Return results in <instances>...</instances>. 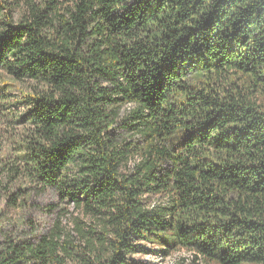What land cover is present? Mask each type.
Segmentation results:
<instances>
[{
    "label": "trees",
    "instance_id": "obj_1",
    "mask_svg": "<svg viewBox=\"0 0 264 264\" xmlns=\"http://www.w3.org/2000/svg\"><path fill=\"white\" fill-rule=\"evenodd\" d=\"M13 12L0 0V92L29 125L0 161V264H135L143 242L264 264V0ZM44 190L94 225L12 233L5 207Z\"/></svg>",
    "mask_w": 264,
    "mask_h": 264
},
{
    "label": "rangeland",
    "instance_id": "obj_2",
    "mask_svg": "<svg viewBox=\"0 0 264 264\" xmlns=\"http://www.w3.org/2000/svg\"><path fill=\"white\" fill-rule=\"evenodd\" d=\"M14 8V19L18 20L20 16L27 11L30 4L36 3L42 5L45 0H5ZM62 8L71 6L72 0H57ZM64 12V10H62ZM1 81H10L4 72ZM26 84L16 83L8 91V99H18L22 92H26ZM3 92H0V161L7 153H12L15 147L14 138L22 135L24 129L28 128V122L23 115L28 110L26 104H18L13 100L12 103H3ZM27 93V92H26ZM259 104L264 107V94L257 99ZM135 108V104L128 103L122 107L120 119L126 117L129 112ZM124 136L125 131L120 129ZM140 157L132 159L130 165L138 161ZM16 188V187H15ZM14 187L12 189H15ZM162 201V197L154 196L152 201ZM6 208V213L11 224L8 226L12 233L20 236L35 237L50 233L55 226H59L64 231L73 230L76 221L84 223L86 228L94 225L92 218L85 214L81 209L76 208L72 203L63 201L53 190H44L36 193L23 208ZM25 220H24V219ZM145 251L137 252L131 255L130 259L135 264H217L211 260L205 259L201 254L183 247L166 248L151 242L141 243ZM64 264H77L70 258H65Z\"/></svg>",
    "mask_w": 264,
    "mask_h": 264
}]
</instances>
